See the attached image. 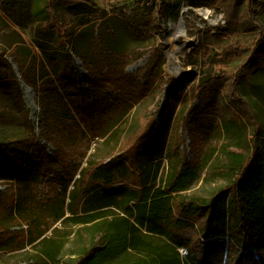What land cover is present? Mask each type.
Returning a JSON list of instances; mask_svg holds the SVG:
<instances>
[{
  "label": "trees",
  "instance_id": "1",
  "mask_svg": "<svg viewBox=\"0 0 264 264\" xmlns=\"http://www.w3.org/2000/svg\"><path fill=\"white\" fill-rule=\"evenodd\" d=\"M149 1L123 0L111 15L92 0H0V184L9 186L0 193V264L28 263V248L46 264H264V154L243 150L239 116L210 127L219 88L240 106L242 81L264 87L255 83L264 71V0H187L226 20L215 28L217 68L191 86L164 81L162 46L150 41L169 6L184 0L148 9ZM77 31L88 37L85 50ZM74 55L88 71L85 93ZM22 83L42 110L40 137ZM164 85L170 104L154 123ZM184 127L201 159L181 150ZM210 134L223 137V166L212 162L218 145ZM52 174L42 199L39 186ZM216 180L225 183L207 196L187 195Z\"/></svg>",
  "mask_w": 264,
  "mask_h": 264
},
{
  "label": "rangeland",
  "instance_id": "2",
  "mask_svg": "<svg viewBox=\"0 0 264 264\" xmlns=\"http://www.w3.org/2000/svg\"><path fill=\"white\" fill-rule=\"evenodd\" d=\"M101 10L111 13L115 8L120 7L123 4V0H92ZM156 0H150L149 2H145L146 8H151L154 5ZM168 15L169 19L166 21L161 22L162 33L161 35L155 34L154 39H151L152 45L154 47L162 46V53L165 57V64L163 67V79L166 82L171 81L172 79L180 82L177 75L173 74L169 70V62L166 56V49L168 40L173 41V43L178 44L187 43L189 51L182 57L179 62V66L182 70L186 73H189L190 82L183 83V85H193L197 81L199 82V78L202 76V73L208 71H214L217 68V58H218V41L219 38L215 30L216 27L223 26V29L226 27V20L224 19V14L220 11H216L214 8L211 7H199L194 8L192 7L187 0H184L180 5L174 3L173 5L169 6L168 8ZM260 16L264 20V11L260 13ZM99 17V16H97ZM171 25L181 26L182 34L178 35L177 38L169 35L167 30L171 28ZM82 32H76V45L78 50H85L88 46V37H84L81 34ZM28 43L30 39L27 35ZM217 36V37H216ZM125 44L127 45H141L146 46L147 42H139L134 43V41L130 39L125 40ZM150 48V47H148ZM72 52V51H71ZM151 54H148L145 58L134 62L131 64L128 69L127 73L129 75H135L141 70L148 62ZM10 63L14 66L17 71V67L14 62L10 59ZM74 62L77 72L80 75V82L83 83L81 89L83 93L89 90V87L85 84L88 76V71L85 68L83 61L74 55ZM239 61L235 60L232 63V67L236 66ZM228 67V69H231ZM186 79V80H187ZM182 83V82H180ZM255 83L264 84V71H261L257 74L255 78ZM157 85V83H156ZM24 101L25 104L30 112V119L35 126V133L38 137L43 132L42 128V110L38 103V99L36 97L35 92L32 88L28 87L24 83L21 85ZM163 92L160 93L158 98L156 99L157 107L153 108V114L155 116L154 123H157L161 116L165 113L167 108L170 104V88L168 85L162 86ZM189 87L187 92H189ZM223 88H219L218 90V101L220 107V113L218 112L217 117L214 118V121L211 122L210 127H215L221 123V118H232L233 116H239L242 121L245 123L246 126V133L241 135L244 137V140L241 141V146L243 150L247 152V154L254 151H257L259 155L264 154V87L255 86L253 87L252 84L248 80L242 81L240 85V92H241V99L243 103H248L251 106V114L248 109L243 105L238 106V101L236 99H231L228 97L224 92ZM182 104V101L180 102ZM179 104V105H180ZM200 107V99L198 98L196 102L187 104V113H189L194 108ZM219 111V110H218ZM253 111V112H252ZM185 144L181 147V150L185 153L187 159L194 160L198 157L201 159L203 153L196 154L194 152V147L191 144L190 135L187 127L181 130ZM209 144L212 143L213 145H218L217 151L215 152L212 162L219 166H223L227 164L226 156L221 152L220 147L223 143V137H214L213 134L209 135ZM42 144H46L45 141L41 140ZM47 153L51 158H54L56 153V149L52 144H47ZM196 146V144H195ZM94 147V144H93ZM207 148L206 145L204 147L200 145L201 150ZM234 150V148L232 149ZM201 152V151H200ZM60 170V169H57ZM60 172V171H58ZM62 173V172H61ZM60 173V174H61ZM54 175H48L46 178L42 179V182L39 186L40 196L42 199H45L50 193L49 182L52 181ZM225 182L222 180H216L213 182H209V184H205L203 181L198 182L191 191L188 192L187 195H197V196H207L216 185L224 184ZM9 189L7 184H0V193H5ZM25 228V227H24ZM21 228H14L13 231H19ZM75 236L71 237V241L74 239ZM68 244L67 248H73L72 242ZM29 252L32 253L30 260L28 263H19V264H46L45 262L38 259L36 253L28 248Z\"/></svg>",
  "mask_w": 264,
  "mask_h": 264
},
{
  "label": "bare ground",
  "instance_id": "3",
  "mask_svg": "<svg viewBox=\"0 0 264 264\" xmlns=\"http://www.w3.org/2000/svg\"><path fill=\"white\" fill-rule=\"evenodd\" d=\"M169 35L177 38L178 35L182 34L181 26L171 25V28L167 30ZM189 42H179L178 44L173 43V41L168 40L167 49H166V56L169 62V70L173 74L177 75L179 80H186L189 77V73H186L182 70L179 66L178 60L185 56V54L189 51L187 48Z\"/></svg>",
  "mask_w": 264,
  "mask_h": 264
},
{
  "label": "water",
  "instance_id": "4",
  "mask_svg": "<svg viewBox=\"0 0 264 264\" xmlns=\"http://www.w3.org/2000/svg\"><path fill=\"white\" fill-rule=\"evenodd\" d=\"M180 82H182V83H188V82H190V79H187V80H180Z\"/></svg>",
  "mask_w": 264,
  "mask_h": 264
}]
</instances>
